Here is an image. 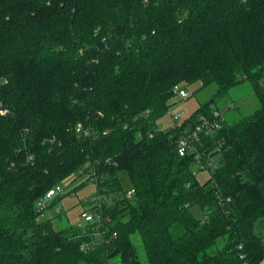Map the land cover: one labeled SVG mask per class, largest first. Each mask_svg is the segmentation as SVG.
<instances>
[{"label":"trees","instance_id":"obj_1","mask_svg":"<svg viewBox=\"0 0 264 264\" xmlns=\"http://www.w3.org/2000/svg\"><path fill=\"white\" fill-rule=\"evenodd\" d=\"M245 80L260 108L220 116L180 156L182 132L219 110L163 130L175 88ZM198 154L221 157L203 182ZM77 171L104 195L89 209L102 220L55 229L37 204ZM134 233L149 264L264 259V0H0V264H142Z\"/></svg>","mask_w":264,"mask_h":264},{"label":"rangeland","instance_id":"obj_2","mask_svg":"<svg viewBox=\"0 0 264 264\" xmlns=\"http://www.w3.org/2000/svg\"><path fill=\"white\" fill-rule=\"evenodd\" d=\"M180 88L184 89L189 96L187 98H181L176 94L173 97V105L168 113L157 120V125L163 130H171L176 124H181L201 104L212 99H214L212 107L219 110L222 120L228 125L254 113L261 106L260 100L254 93L253 86L248 80L233 87L225 95L218 94L219 87L215 83L205 88H201V83L199 82L191 86L181 85ZM174 114L180 115L177 123L173 119ZM220 159V154H215L210 161L216 166L220 163ZM192 169L196 173L197 178L202 182L210 177L211 171L208 168L201 169L198 162L192 164ZM122 177L124 189L129 190L130 183L126 173L123 172ZM82 182L84 183L81 184ZM60 186L63 189L60 197H56L48 202L49 206L43 210L41 218L52 219L55 229H64L71 226L85 228L91 222H87L82 217V213L84 211L92 213V210L89 209L98 203L93 202L92 199L98 198V196L104 198V195L98 193L96 183L92 179H89V173L86 171H82L81 174L79 171L73 173L63 180ZM75 187L77 188L74 190ZM109 199L111 200L112 197L110 196ZM191 212L198 219L204 217V211L198 205L192 206ZM131 238L140 262L142 264H149L140 234L134 233ZM102 241V234L97 233L93 245L101 243ZM111 264H122L120 256L113 257ZM260 264H264V259Z\"/></svg>","mask_w":264,"mask_h":264},{"label":"built area","instance_id":"obj_3","mask_svg":"<svg viewBox=\"0 0 264 264\" xmlns=\"http://www.w3.org/2000/svg\"><path fill=\"white\" fill-rule=\"evenodd\" d=\"M176 94H178L181 98H187L189 94L184 90L181 89L180 87L175 88ZM221 114L218 111L214 112V120H205L202 121L201 123L197 124L196 127L194 128H187L185 129L178 142V153L180 156H185L189 153V151H197V144L200 143L201 137L203 135H210L216 132L218 129L221 128V122L219 120ZM180 118L179 114H174L173 119L177 123V120ZM177 127V124L175 125ZM77 133L80 135H85L88 136L90 135V131L87 129H82L81 125L77 126ZM197 162L200 164L201 169H209L211 167H214V165L211 163V161H206L203 162L201 159L200 154L197 155ZM63 189L60 185L55 186L51 190L47 192L45 197L38 202V207L40 209H45L48 205V202L52 199H54L56 196L60 195L62 193ZM135 195V189L130 188L127 191V198L131 199ZM102 199L101 197L98 196V198H93V202H100ZM82 217L87 221V222H92L95 219L102 220V216L98 213H84ZM244 258V256H241Z\"/></svg>","mask_w":264,"mask_h":264}]
</instances>
